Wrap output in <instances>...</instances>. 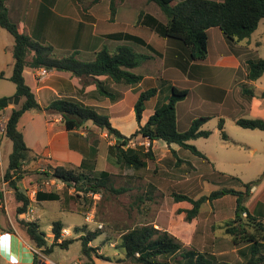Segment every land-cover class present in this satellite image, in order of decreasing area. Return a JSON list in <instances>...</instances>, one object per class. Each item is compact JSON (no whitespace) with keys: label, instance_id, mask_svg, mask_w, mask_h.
<instances>
[{"label":"trees","instance_id":"obj_1","mask_svg":"<svg viewBox=\"0 0 264 264\" xmlns=\"http://www.w3.org/2000/svg\"><path fill=\"white\" fill-rule=\"evenodd\" d=\"M99 0H93L97 2ZM122 0H109L111 17L115 8ZM157 4L166 17L163 22L156 16L141 11L137 21L150 31L159 36L179 41L188 50L191 60L199 61L205 59L208 53L212 54L209 43V30L217 28L229 41L239 42L248 38L257 28L261 19H264V0H147ZM85 8V7H84ZM0 27L4 28L13 37L11 48L13 56V68L11 75L7 78L15 85V95L19 96L20 104L11 108L5 121L4 135L11 141V150L8 154V163L1 174V181H6L12 189L18 206L15 208V223L17 228L23 233L24 238L33 246L40 248L47 256L53 252L55 246L60 249H67L70 244L81 240V253L88 260L82 264H94L91 257H102L97 252V248L88 246L89 241L95 239L99 232H91L86 235L76 237H63L61 232L63 224L59 220L51 222L52 242L47 243L45 232L41 230V225L37 220H24L18 218V214L27 211L31 205V200L26 192L18 186V181L23 178L24 165L36 159L31 156V150L26 146L23 134L18 128V121L21 115L30 109H39V104L35 94L25 83L23 69L29 64L31 67H44L70 72L72 75L84 78L91 77L96 88L103 96L114 98L98 76H107L112 81L125 84H134L140 81L141 76L131 72L148 58V55L134 52L127 45H120L113 52L105 46L95 52L92 61H82L78 59L74 52L71 55L57 57L52 52V47L48 44L33 40L28 34L21 31L17 24L9 18L5 0H0ZM126 40L135 41L144 45L152 52L158 54L151 45L141 37H136L128 33L120 34ZM33 52L29 62L26 55ZM247 80H256L264 72V58L247 59ZM3 74L0 73V78ZM239 95L244 100H249L253 96L264 99V92L254 93V89L248 83H242ZM156 93L155 87H150L139 92L133 105L135 119L139 123L145 103ZM189 93L187 88L171 87L167 101L157 104L152 114L144 124H139L129 136L123 135L117 128L111 125L106 114L97 112L90 106H85L70 98H58L49 103L48 110L57 112L62 117V122L67 130L79 127L84 121L90 120L99 130L105 131L115 139H120L119 145L112 144L108 147L110 154L116 158L117 162L124 164L128 168L140 169L146 165V159H153L152 149L147 148L142 151L136 146H126L128 141L135 138H146L152 143L154 140H162L167 145L175 143L178 146L190 150L196 156L207 159L205 154L198 150L189 141L208 137L209 130L202 129L201 126L210 118V115H200L190 119L191 123L187 128L179 129L176 112V104L184 99ZM11 102V97H0V110ZM189 121V122H190ZM235 123L243 128L264 130V119L238 117ZM224 120L219 117L217 128L221 132V137L227 140V135L223 130ZM172 153L175 152L172 151ZM176 157V156H175ZM184 160L176 158L175 165L184 163ZM49 171H40L38 174L42 178L56 179L68 187L75 190L97 193L101 188H106L112 193H123L129 188L108 185L109 172L101 170L97 176H93L94 164L90 160H83L79 166L70 167L58 165L49 167ZM85 169V170H84ZM87 170V171H86ZM86 171V172H85ZM264 181V172L248 182H241L240 189L221 188L211 191L207 195H201L194 199L186 194L172 193L176 201H186L190 207L185 209L187 220L196 218L201 205L205 201H212L223 195L235 196L234 217L227 222L226 233L230 236L233 244H243L249 251L248 259L242 264H263L264 263V223L256 215L250 213L244 204L246 197L250 194L251 188ZM35 200H56L59 198L57 192L35 190ZM140 202L143 199L138 198ZM123 250L126 258L132 262L140 264H169L168 257L177 254L183 247V242L173 233L166 229L155 228L153 224H141L127 230L121 234V241L118 244ZM243 253V250H241ZM181 256V253H179ZM186 258L185 264H212L209 258L196 250L190 249L183 253ZM165 259H164V258ZM32 264H38L36 260ZM221 264V263H218ZM223 264H230L225 262Z\"/></svg>","mask_w":264,"mask_h":264},{"label":"rangeland","instance_id":"obj_2","mask_svg":"<svg viewBox=\"0 0 264 264\" xmlns=\"http://www.w3.org/2000/svg\"><path fill=\"white\" fill-rule=\"evenodd\" d=\"M10 1L12 2L11 8L20 9V6L23 7V2L21 4V1L19 3H14L15 0ZM34 1L25 0V8H35ZM78 1L85 5V0ZM145 2L138 3L135 6L128 4L120 7L116 19L119 21L129 20L130 12H135L137 16V13L147 11L158 13L160 18L166 21L165 15L156 3L147 0ZM62 3L64 4V2ZM55 11L56 13L52 16L56 19L57 14L62 15V12H60L61 9L56 8ZM11 13L15 17L17 14L16 9H13ZM211 32L209 42L212 54H208L205 59L198 62L207 65L205 77H208L207 74L214 70L217 64L224 65V61L219 62L222 57L216 54L221 51L220 44L217 41L218 38L213 33L221 31L215 28ZM55 36V28L50 26L48 39L54 42L56 41ZM33 39L37 40L36 34ZM10 43L13 44V37L8 31L0 27V46H2L0 60L3 62H6L10 56V49L6 51L4 48ZM103 45L111 52L117 46L127 45L134 52L145 55L148 53V50L144 47L131 42L118 43L105 40ZM234 45L241 50L236 54L238 64L236 70H234L238 73L239 79H243L247 70L245 58H264V19L259 21L257 28L248 38L236 42ZM82 57L84 61H92L89 58L88 51H84ZM151 64L153 65L154 63L152 62ZM155 64H157V60ZM140 68L142 69L143 67ZM189 68L192 73L194 67ZM224 69L227 71L228 67L223 68V71ZM201 81H197L196 84L192 80H188L186 84L191 90L192 87H202L200 86ZM221 81L225 82V79L222 78ZM254 86L255 94L264 92V74L255 81ZM145 87L147 85L144 84L142 88ZM0 88L4 93H8L5 97H16L14 94L16 91L15 85L11 81L0 80ZM239 88H241L240 85ZM221 89L218 88L219 91ZM233 89L238 90L236 83H234ZM195 90L193 89V92L196 95L192 93L191 96L185 98L186 101L179 106L177 105L178 127L179 129L187 128L191 123L190 119L192 120L200 115H210V118L201 126L202 129L210 131L209 136L189 141L190 144H193L198 150L203 152L207 159L200 158L190 150L182 148L175 143L171 144L175 151L174 155L172 153L173 150L168 149V151L167 144L162 140H155L152 148V143L148 139L149 142L144 143L146 138L138 137V139H134V146L142 151H146L150 147L153 153V159L147 158L146 165L140 169L128 168L124 164L117 162L116 158L108 150L101 158H97L96 161L92 160L96 165L94 172H92L93 176H97V173L101 170H106L110 175L108 185H112L115 188H129L127 191L117 194L106 188H101L97 193L85 192L83 189L77 191L59 180L43 179L38 174L41 171L40 168L37 165L33 166L36 162L32 163L30 161L25 164L23 178L18 181V186L20 185L19 188L21 190L27 194L33 189L49 190L57 192L61 197L58 201L44 202L45 205L48 204L45 210L39 205L35 207L36 211H43L44 213L43 217L39 218V223L41 230L45 232L48 244L53 239L50 219H55L67 227L64 228L67 230L66 232L62 231L63 237L79 238L81 235L99 232V235L88 243V246L97 248L98 254L102 256L98 257L92 253L91 257L94 264H140L126 258L123 250L118 246L121 241V234L141 224L155 223L160 226L159 229L170 231L183 242L182 249L177 254L168 257L169 264H185L186 258L183 253L190 249L203 253L206 258L211 260L212 264H223L225 262L242 264L248 259L249 251H247V246L233 244L230 236L226 233V224L234 217V195L226 194L212 201H205L201 205L196 218L187 220L185 218V209L189 208L190 204L186 201L174 200L172 193L186 194L196 199L201 195H207L211 191L221 188L240 189L241 182H248L260 176L264 172V130L240 127L232 118L224 116L223 130L227 135V140H224L221 137L220 130L217 128L219 114H216L220 109L216 102L218 97H221V93H216L215 95L212 92H207V88H205L204 90H199V100V95ZM212 90H214V85ZM203 98L205 102H202ZM154 100L153 98L150 99L148 105H152ZM164 101H167V98ZM19 104L20 100L15 105ZM240 110H235L232 113L238 115L237 117H249L247 114L240 113ZM9 113L10 110H5L4 113L0 111V117L5 119ZM29 114L25 113L19 119L18 127L20 130L26 125ZM88 122L91 126L93 125L91 121ZM132 126L133 124H128L126 129H130ZM0 138L2 139L0 151L3 153L5 144H7L10 152L11 141L4 136V133L0 135ZM29 142V132H27V143ZM113 144L119 145V142L115 140ZM176 158H180L185 162L175 165ZM6 163L7 158L4 156L1 167H4ZM4 170L0 168L1 174ZM46 182L49 183L46 184ZM138 198L143 199V202H140ZM244 204L251 214L256 215L264 223V181H261L258 186L251 188ZM157 225H154V227L158 228ZM25 242L32 246L25 238L24 242L21 241L18 244V239L16 240L13 237L11 254L9 256V254L0 253V264H29L31 256L24 245ZM241 250H243V253ZM179 253H181V256ZM48 259L59 264H69L74 260H79L82 264L88 260L81 253L80 238L70 244L66 250L55 246L53 252L47 255L46 259L41 260V264H49Z\"/></svg>","mask_w":264,"mask_h":264},{"label":"crops","instance_id":"obj_3","mask_svg":"<svg viewBox=\"0 0 264 264\" xmlns=\"http://www.w3.org/2000/svg\"><path fill=\"white\" fill-rule=\"evenodd\" d=\"M9 1L5 0V4L11 21L15 22L19 29L28 34L32 39L36 34L38 42L50 45L53 54L57 57L71 55L76 52L75 56L84 61L82 53L88 51L90 60H93L95 52L104 46L103 41L105 40L118 43L131 42L148 50L146 54L148 58L131 69V72L141 76L140 81L137 83H116L107 76H98L105 87L114 94V98L100 94L91 77L80 78L67 71L46 68L47 75L45 79L41 81L36 76L37 70L40 67L36 68L29 66V64L25 65L23 69L25 83L35 94L40 108L30 109L22 114L30 113V116L23 129L19 130L23 134L26 146L31 150V156H36V159L31 161L32 163L36 162L33 166L37 165L41 171H49V167L58 165L76 167L85 159L90 160V164L93 163L95 167V162H92V160L94 159V161H96L97 158L104 156L107 153L108 147L116 140L105 131L99 130L94 124L91 126L88 122L90 120L84 121L75 129L67 130L62 122L61 115L47 109L49 103L58 98H70L82 105L94 108L99 113L106 114L112 126L117 128L123 135L129 136L138 129L139 124L142 125L146 122L149 115L153 113L155 106L168 97L172 86L181 89L187 88L189 90L190 87L186 84L188 80H192L195 83L202 80L200 82V86L202 87H192L187 96H191L192 93L195 94L193 89H196L195 91H197V93L199 90H204L205 88H207V92H212L215 95L216 93H221V97H218V101L216 102L220 107L216 114H219V117H222L223 120L225 116L235 121L238 115H234L232 112L238 109H241L240 113L247 114V116L251 118L257 117L264 119V99L253 96L249 100H244L239 96V85L248 83L255 88V81L260 79L264 72L258 79L251 81L246 79V70L244 78L239 79L237 76L238 73L235 71L238 64L236 54L241 50L238 49V46L234 45L236 42L225 39L221 32L213 33L216 34L218 44H220L221 52H217L216 54L222 57L219 62L224 61V65L217 64L216 68L218 69L216 70L215 68L207 74L208 77H205L204 74L207 73V65L198 63L199 61L191 60L187 48L179 41L161 37L139 23L137 21L138 13L136 16L135 12H130L129 20L119 21L116 19L120 7L128 4H130V6H135L138 3H146L145 0H122L117 4L112 17L110 15L109 0H99L94 3L93 0H85V5L78 0H35V8L28 9L25 8V0H15L14 3H19V1H21L22 4L23 2V7L20 6V9L11 8L12 2ZM62 2H64V4ZM61 6L64 8H58ZM55 8L61 9L60 12H62V15L57 14L56 19L52 16L56 13ZM13 9L17 11L15 17H13L11 13ZM148 13L163 21L158 13ZM50 26L55 28L56 41L54 42L48 39ZM213 29L215 28L209 30V40ZM125 33L141 37L159 53L156 54L152 52L140 43L122 38L120 34ZM12 45L13 44L10 43V45L7 44L6 47H4L6 51L10 49V56L6 62L0 60V73L3 74L0 80H8L7 78L12 73ZM1 49L2 46H0V50ZM68 50H70V52H68ZM56 51L61 52L57 53ZM32 55L33 52L26 55L27 62L31 60ZM156 60L157 64H155ZM246 61L247 59L245 58V62ZM152 62L154 63L153 65L151 64ZM140 67L143 68L141 69ZM189 67H194L192 73ZM227 67L228 70L225 71L224 69L223 71V68ZM222 78L225 79V82L221 81ZM234 83L238 85V90L233 89ZM144 84L147 85V87L142 88ZM211 84L214 85V90H212L213 85ZM150 87L156 88V93L150 98L155 100L152 105H148L150 99L146 101L145 109L138 123L135 119L133 105L139 92ZM217 87L223 90L221 89L220 92ZM6 94L8 93H4L0 88V97H4ZM187 96L185 98H187ZM185 98L177 102L176 109L178 108L177 105L179 106L186 101ZM198 99L200 100V95ZM12 100L13 96L11 97V102L0 110L1 113H4L5 110H11L12 107L16 106L13 104ZM19 100L21 99L19 98ZM202 100V102H205L204 98ZM240 106L241 108H239ZM228 108L229 110H227ZM6 119L7 116L5 117V120ZM128 124H133L132 128L126 129V125ZM27 132H29V143H27ZM1 141L2 139L0 138V142ZM144 141V143L149 142L148 140ZM154 142L155 140L152 142V148L154 147ZM167 147V150H173L171 144L167 145ZM94 152L96 153L94 154ZM8 154V145L5 144L4 152L2 153L0 151V168L2 169H5L7 166ZM4 156L7 158V163L4 167H1L3 165ZM60 199V196L56 200L37 201L35 197L31 198V205L26 212L18 214V218L24 220H37L39 222V218H42L44 213L43 211H36L35 207L39 205L45 210L48 204L45 205L44 202L58 201ZM5 204V210L0 213V253L9 254L10 256L13 237H15L16 240L18 239L19 244L20 240L24 242V235L17 228L15 223V208L19 203L15 199L12 189L9 187L5 194ZM30 208L32 210L31 213L28 211ZM50 220L52 222L55 219ZM153 225L157 224L154 223ZM63 227L67 228L64 224ZM159 227L160 226H158V228Z\"/></svg>","mask_w":264,"mask_h":264},{"label":"built area","instance_id":"obj_4","mask_svg":"<svg viewBox=\"0 0 264 264\" xmlns=\"http://www.w3.org/2000/svg\"><path fill=\"white\" fill-rule=\"evenodd\" d=\"M46 75H47L46 68L40 67L37 70L36 76H37V78L39 80H41V81L44 80ZM5 121L6 120L3 117H0V135L3 134L4 131H5ZM134 145H135L134 139H131V140L128 141L126 146H134ZM7 189H8L7 182L2 180L1 184H0V213L3 210H5V206H6V204H5V194H6ZM35 190L36 189H33V190L30 191V193H28V196H29L30 199L34 198ZM28 211L32 212L31 208ZM86 219L88 220V218H86ZM62 231L66 232L67 230L63 228ZM61 236L63 237V233L62 232H61ZM20 242H21V240H20ZM24 245L28 249L29 255L31 256L30 257L31 262L29 264H32V262L34 260H36L38 264H41V260L46 259V255L43 253V251L40 248H37V247H35L33 245L30 246L27 243H25ZM47 261L49 262V264H59V263L51 261L49 259ZM69 264H81V262L79 260H74V261L70 262Z\"/></svg>","mask_w":264,"mask_h":264},{"label":"water","instance_id":"obj_5","mask_svg":"<svg viewBox=\"0 0 264 264\" xmlns=\"http://www.w3.org/2000/svg\"><path fill=\"white\" fill-rule=\"evenodd\" d=\"M18 101H19V96H16V97L13 98V100H12L13 104H17ZM120 140H121V138H120V139H116V142H119Z\"/></svg>","mask_w":264,"mask_h":264}]
</instances>
